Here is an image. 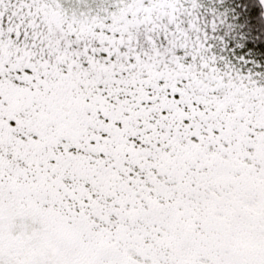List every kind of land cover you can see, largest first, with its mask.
Masks as SVG:
<instances>
[{"label": "snow or ice", "instance_id": "6c2138e0", "mask_svg": "<svg viewBox=\"0 0 264 264\" xmlns=\"http://www.w3.org/2000/svg\"><path fill=\"white\" fill-rule=\"evenodd\" d=\"M0 264H264V0H0Z\"/></svg>", "mask_w": 264, "mask_h": 264}]
</instances>
